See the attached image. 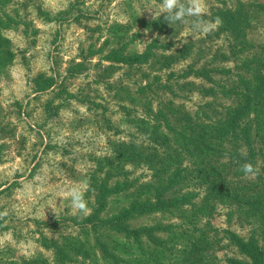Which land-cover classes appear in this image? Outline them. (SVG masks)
Returning <instances> with one entry per match:
<instances>
[{
	"label": "rangeland",
	"instance_id": "obj_1",
	"mask_svg": "<svg viewBox=\"0 0 264 264\" xmlns=\"http://www.w3.org/2000/svg\"><path fill=\"white\" fill-rule=\"evenodd\" d=\"M205 2L0 0V264L264 263V0Z\"/></svg>",
	"mask_w": 264,
	"mask_h": 264
},
{
	"label": "clouds",
	"instance_id": "obj_2",
	"mask_svg": "<svg viewBox=\"0 0 264 264\" xmlns=\"http://www.w3.org/2000/svg\"><path fill=\"white\" fill-rule=\"evenodd\" d=\"M160 8L166 13L164 18L167 22L170 24L176 22L190 24V30L194 33L206 34L222 22L219 17L214 22L202 19L206 9L205 0H186V3L182 2V0H162ZM186 17L193 19L189 21ZM240 171L244 173L245 177H249L256 175L259 170L254 168L253 164L249 162L242 164ZM88 187L87 181H81L62 193V195L71 198V208L83 216H87L91 211L84 198ZM7 214V210L0 212V218L7 216Z\"/></svg>",
	"mask_w": 264,
	"mask_h": 264
},
{
	"label": "trees",
	"instance_id": "obj_3",
	"mask_svg": "<svg viewBox=\"0 0 264 264\" xmlns=\"http://www.w3.org/2000/svg\"><path fill=\"white\" fill-rule=\"evenodd\" d=\"M125 60H129V59H125ZM36 82L38 84L37 92H43V91L50 90L54 87V84H55L53 79H49V78L48 79H42L41 77L36 79ZM239 124H240V122L238 123V126L235 125V128L240 129ZM232 132H234V131H232ZM242 132H243V129H242ZM223 134L224 135H222V137L227 138L230 133H223ZM246 134L248 136V135H250V132L247 130ZM249 140H250V138H249ZM153 206L154 205H152V204H143L140 207L132 206L129 209H124L122 211V214L125 218H128V217L133 216L136 213L142 212L144 210H148V211L153 210L154 209ZM238 244L240 246V249L252 258L254 264H264L262 261V258L260 256L261 254L258 251V249L255 247L254 243H252L250 241L246 242L242 239L241 240L238 239Z\"/></svg>",
	"mask_w": 264,
	"mask_h": 264
}]
</instances>
